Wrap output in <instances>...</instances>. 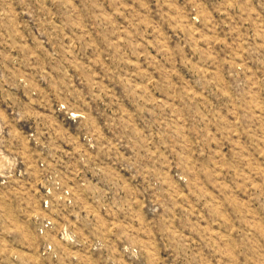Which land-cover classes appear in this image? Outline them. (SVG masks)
<instances>
[{"label":"rangeland","instance_id":"374dc122","mask_svg":"<svg viewBox=\"0 0 264 264\" xmlns=\"http://www.w3.org/2000/svg\"><path fill=\"white\" fill-rule=\"evenodd\" d=\"M0 264H264V0H0Z\"/></svg>","mask_w":264,"mask_h":264},{"label":"built area","instance_id":"2783aa9c","mask_svg":"<svg viewBox=\"0 0 264 264\" xmlns=\"http://www.w3.org/2000/svg\"><path fill=\"white\" fill-rule=\"evenodd\" d=\"M51 225L52 224H51V221L50 220H46L45 223H44V227L45 228H49V227H51Z\"/></svg>","mask_w":264,"mask_h":264}]
</instances>
